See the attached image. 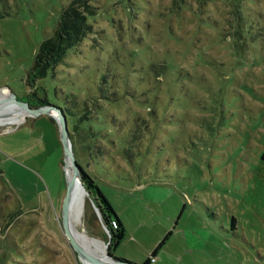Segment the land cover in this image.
<instances>
[{"label":"rangeland","instance_id":"1","mask_svg":"<svg viewBox=\"0 0 264 264\" xmlns=\"http://www.w3.org/2000/svg\"><path fill=\"white\" fill-rule=\"evenodd\" d=\"M70 1L0 0L1 96L27 99L34 54ZM88 4L91 32L34 87L50 104L75 94L107 126L105 155L83 166L137 230L113 254L138 264L169 231L160 260L187 242L183 264H264V0ZM48 117L0 125V264H80L60 226L64 158ZM94 214L84 193L78 228L104 244Z\"/></svg>","mask_w":264,"mask_h":264},{"label":"trees","instance_id":"2","mask_svg":"<svg viewBox=\"0 0 264 264\" xmlns=\"http://www.w3.org/2000/svg\"><path fill=\"white\" fill-rule=\"evenodd\" d=\"M90 12H92V10L88 4V0H71L62 8L52 34L39 43L34 54L33 63L25 80L26 84L31 88L25 102H27L30 107L52 106L64 116L75 161L80 167V182L92 206L97 209L101 224L106 229V250L113 257H116L113 255V251L120 244L124 236L122 224L92 176L87 172V168L83 166L84 163L90 165L92 162L100 161L105 155V150L99 138L105 136L102 127L106 128L107 126L101 124V130L100 128L95 129L94 126L100 122H91L98 118L95 116V110L90 108L93 104L88 106L85 102L79 103L78 97L75 94L70 93L67 95L69 97L67 103L50 104L44 96H37L36 87H34V82L37 79L44 77L48 71L53 73L57 65L63 62L68 50L75 47L87 33L91 32L92 27L86 20V13ZM103 80V77H100L102 84ZM97 98L103 99L105 97L101 95ZM138 100L141 101L140 99ZM133 103V105H137L135 102ZM138 106L144 108L146 113L153 114L154 112L153 109H150L146 105ZM98 107L100 108L101 106L98 105ZM106 110H108L107 106ZM130 113L129 116L131 117L126 119L129 120L133 127V129L130 130L132 133L129 134L132 139L135 137L134 133L138 129L142 119L138 121L140 117L138 115L140 113L139 110L133 108L130 110ZM114 118L113 116L109 117L108 115H103L102 121L106 119L113 121L115 120ZM48 119L52 125L56 126L53 118L49 116ZM82 121L86 123L82 125ZM125 151L126 149H124V152ZM169 234L170 232L168 231L160 241L154 245L148 257L140 264H148L150 259L153 258L155 253L161 248ZM122 260L127 261L124 259Z\"/></svg>","mask_w":264,"mask_h":264},{"label":"water","instance_id":"3","mask_svg":"<svg viewBox=\"0 0 264 264\" xmlns=\"http://www.w3.org/2000/svg\"><path fill=\"white\" fill-rule=\"evenodd\" d=\"M7 104L16 105L25 113V116H37L39 114H45L53 118V120L55 121L58 140L63 151V167L65 170V191L60 205V226L63 236L73 250L76 259L80 262V264H133L129 261H123L121 258L113 257L111 254H109L106 250L107 242L103 244V246L105 247V252L102 257L92 256L88 254L74 240L69 231L67 209L71 200L72 191L76 184H79L82 188L83 186L80 182V167L75 161L64 116L52 106L30 107L28 106L27 102L16 100L15 96L11 92L6 94L3 98H0V106H5ZM67 170H69L70 172L68 177ZM84 193L87 194L85 190ZM94 211L96 216L99 217V213L96 208H94ZM103 228L104 230H106L104 226Z\"/></svg>","mask_w":264,"mask_h":264},{"label":"bare ground","instance_id":"4","mask_svg":"<svg viewBox=\"0 0 264 264\" xmlns=\"http://www.w3.org/2000/svg\"><path fill=\"white\" fill-rule=\"evenodd\" d=\"M6 95V94H5ZM5 95L1 96L3 98ZM6 116V117H5ZM9 116L11 118H9ZM25 113L14 104L0 106V125L12 122H20ZM70 172L67 170V177ZM84 200V190L76 184L71 195V200L67 209V220L69 231L74 240L83 248L85 252L92 256L102 257L105 252L103 243L97 239L91 238L78 228L82 217V204Z\"/></svg>","mask_w":264,"mask_h":264},{"label":"crops","instance_id":"5","mask_svg":"<svg viewBox=\"0 0 264 264\" xmlns=\"http://www.w3.org/2000/svg\"><path fill=\"white\" fill-rule=\"evenodd\" d=\"M136 188L138 189V186ZM114 212L117 215V212L115 210H114ZM117 216H118V219H119V221H120V223L122 224V227H123V231H124L123 239L124 238H125V240L126 239H128V240L133 239V237H135V234L137 233V230H135V231L133 230V228H135V227H129V226H127L126 223L121 219V217L119 216V214ZM153 247H147V248H149L148 254H149V252L151 251V249ZM193 249L194 248H192L190 245H188L187 242H184V243L179 244L178 250L176 248L177 251H176V253H174L175 255L174 256H171L172 257V260H166V261L164 259L160 260L161 256L157 253L158 252L157 251L155 253V255L153 256V261H149L148 264H183L182 263V260H183L184 255H186L188 252L191 254ZM114 256H116V255H114ZM146 257H148V255ZM118 258H120V257H118ZM140 263H138V264H140Z\"/></svg>","mask_w":264,"mask_h":264},{"label":"built area","instance_id":"6","mask_svg":"<svg viewBox=\"0 0 264 264\" xmlns=\"http://www.w3.org/2000/svg\"><path fill=\"white\" fill-rule=\"evenodd\" d=\"M150 261H153V258H151Z\"/></svg>","mask_w":264,"mask_h":264}]
</instances>
